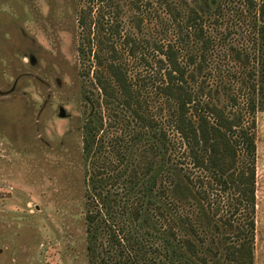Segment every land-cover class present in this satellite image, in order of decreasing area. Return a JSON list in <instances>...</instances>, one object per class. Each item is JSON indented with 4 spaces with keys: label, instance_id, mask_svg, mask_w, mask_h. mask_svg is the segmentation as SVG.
Here are the masks:
<instances>
[{
    "label": "rangeland",
    "instance_id": "rangeland-1",
    "mask_svg": "<svg viewBox=\"0 0 264 264\" xmlns=\"http://www.w3.org/2000/svg\"><path fill=\"white\" fill-rule=\"evenodd\" d=\"M212 1L108 2L113 26H119L111 42L140 89L143 111L177 140L171 123L174 105L160 90L169 46L182 65L195 59L190 71L197 68L202 51L206 53L199 77L220 107L228 105L231 95L241 94V83L251 74L256 81L260 76L264 16L259 11L264 0H255V9L244 0H218L215 5ZM87 6L83 0H0V264H92L86 220L89 176L99 169L105 177L125 168L127 176L141 173L150 159L148 142L135 138L142 126L118 102L105 99L95 81L98 67L79 55V18ZM193 11L203 17L205 36L212 42L206 51L195 29L184 24ZM240 101L244 105V99ZM88 119L100 125V152L90 160L84 155ZM256 120L255 264H264V104ZM117 151L128 152V163L125 158L105 170L117 162ZM120 206L121 202L115 208ZM185 206L181 213L189 215L210 246L207 220ZM151 219L137 226L140 233L153 237L152 250L138 264H164L157 233L165 222L162 217L157 221V214ZM181 224L178 219L180 234L197 242ZM120 235L124 242L125 231ZM108 238L109 232L104 233L105 248ZM205 255L209 264L217 262L211 252ZM108 256L104 252L102 257Z\"/></svg>",
    "mask_w": 264,
    "mask_h": 264
},
{
    "label": "trees",
    "instance_id": "trees-1",
    "mask_svg": "<svg viewBox=\"0 0 264 264\" xmlns=\"http://www.w3.org/2000/svg\"><path fill=\"white\" fill-rule=\"evenodd\" d=\"M83 1L88 6L79 18L83 32L79 55L82 59H92L98 67L95 81L105 99L118 102L142 126L143 131L135 138L148 142L150 155L141 173L133 171L127 176L125 168L105 177V171L99 169L89 176L90 208L86 220L87 249L92 264H97L98 259L101 264L140 263L145 252L152 250L149 242L153 237L140 233L137 226L153 220L156 214L160 219L157 221L161 222L162 217L165 222L157 233L164 264H209L207 252L216 257L215 264H255L256 114L264 104V55L259 79L256 81V75L251 74L246 82L242 81L241 94L231 95L228 105L220 107L212 101L205 80L199 77L207 63L206 53L202 51L197 68L190 71L195 59L191 58V63L184 66L176 50L169 46L164 52L167 64L160 90L174 105L171 123L177 140L143 111L140 89L111 42L119 34V26H113L110 18V0ZM217 1L213 0V5ZM244 1L249 9L256 8L255 0ZM208 6L211 7L209 3ZM259 13L264 16V9ZM184 24L195 29L204 51L210 48L212 42L205 36L203 17L198 11H193ZM260 28L264 51L263 22ZM99 130L98 121L87 120L84 127L87 160L100 152L97 150ZM127 153L117 151V162L110 163L105 170L113 169L125 158L128 163ZM94 164L97 165L96 161ZM117 202L116 205L122 203L118 210ZM185 204L207 220L206 229L212 234L210 246L189 215L181 213ZM178 219L181 229L195 236L197 242L180 234L176 226ZM122 231L126 233L124 242L120 237ZM106 232L109 238L105 248ZM104 252L109 255L108 260L102 257ZM220 252L224 254L222 261Z\"/></svg>",
    "mask_w": 264,
    "mask_h": 264
}]
</instances>
